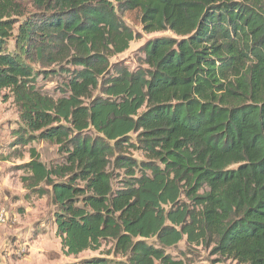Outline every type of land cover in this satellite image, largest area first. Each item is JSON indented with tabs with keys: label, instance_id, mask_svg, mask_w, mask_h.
<instances>
[{
	"label": "trees",
	"instance_id": "16d2710c",
	"mask_svg": "<svg viewBox=\"0 0 264 264\" xmlns=\"http://www.w3.org/2000/svg\"><path fill=\"white\" fill-rule=\"evenodd\" d=\"M127 12L171 34L131 71ZM10 99L6 148L64 158L28 149L25 198L49 196L65 256L100 253L72 264H193L166 253L184 239L264 264V0H0Z\"/></svg>",
	"mask_w": 264,
	"mask_h": 264
},
{
	"label": "rangeland",
	"instance_id": "374dc122",
	"mask_svg": "<svg viewBox=\"0 0 264 264\" xmlns=\"http://www.w3.org/2000/svg\"><path fill=\"white\" fill-rule=\"evenodd\" d=\"M123 18L136 38L124 53L111 58L110 62L118 63L131 71L142 65L143 47L149 40L155 36L171 34L143 32L138 12H127ZM52 85V82L46 83L49 92ZM16 121L17 111L12 100H0V208H4L9 217L7 223L0 228V264H72L84 258L99 256V252L89 251L76 257L65 256L51 221L49 196L30 200L25 198L20 182L23 173L18 167L28 162V149L34 148L40 154V160L47 166L61 165L64 158L53 142L34 143L19 150L6 148L10 131ZM133 156L140 157L139 154ZM108 249V245H103L100 251L105 252ZM166 253L175 260L193 264H213L220 259L213 254L212 246H188L185 239L176 247L167 249Z\"/></svg>",
	"mask_w": 264,
	"mask_h": 264
},
{
	"label": "built area",
	"instance_id": "2783aa9c",
	"mask_svg": "<svg viewBox=\"0 0 264 264\" xmlns=\"http://www.w3.org/2000/svg\"><path fill=\"white\" fill-rule=\"evenodd\" d=\"M8 218L7 211L4 208H0V228L7 223Z\"/></svg>",
	"mask_w": 264,
	"mask_h": 264
}]
</instances>
